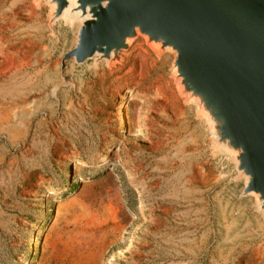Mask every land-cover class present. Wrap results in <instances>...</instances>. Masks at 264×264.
<instances>
[{"label": "rangeland", "instance_id": "374dc122", "mask_svg": "<svg viewBox=\"0 0 264 264\" xmlns=\"http://www.w3.org/2000/svg\"><path fill=\"white\" fill-rule=\"evenodd\" d=\"M48 13L43 2L0 0V122L9 109L0 125V264H264L250 260L264 252L254 199L240 196L234 165L214 156L208 126L178 95L173 56L138 38L110 69L70 60L72 85L51 96L77 26L59 20L50 31ZM202 126L205 136L195 135ZM106 180L120 198L102 194L95 210L113 197L129 219L91 227L73 197L84 185L98 194Z\"/></svg>", "mask_w": 264, "mask_h": 264}, {"label": "water", "instance_id": "95a60500", "mask_svg": "<svg viewBox=\"0 0 264 264\" xmlns=\"http://www.w3.org/2000/svg\"><path fill=\"white\" fill-rule=\"evenodd\" d=\"M48 8V28L78 25L73 49L61 60L110 69L138 38L158 54H171L178 95L209 127L214 156L234 165L241 197L254 199L264 225V0H33ZM115 201L119 190L113 186ZM118 216H129L117 204ZM55 210V208L53 209ZM124 229H120V236ZM121 239V238H120ZM120 239L118 241H120ZM113 242L99 250L104 257Z\"/></svg>", "mask_w": 264, "mask_h": 264}, {"label": "bare ground", "instance_id": "6f19581e", "mask_svg": "<svg viewBox=\"0 0 264 264\" xmlns=\"http://www.w3.org/2000/svg\"><path fill=\"white\" fill-rule=\"evenodd\" d=\"M78 27V25H75V27ZM76 27V29H78ZM30 46V45H29ZM21 47V46H20ZM31 50V49H30ZM24 51V50H23ZM22 51V52H23ZM32 52V51H31ZM31 52H29L31 54ZM34 52V51H33ZM26 53V52H25ZM19 54V53H18ZM27 54V53H26ZM25 55V54H24ZM33 55V54H32ZM28 56V55H27ZM30 58V57H29ZM3 59V58H2ZM127 59V58H126ZM27 60V58H26ZM27 62V61H26ZM31 62V61H30ZM29 64V62H27ZM162 63V62H161ZM29 67V66H28ZM139 68V66H138ZM26 69V68H25ZM27 70V69H26ZM25 70V71H26ZM135 71V69H134ZM137 71V70H136ZM130 72V71H129ZM129 75V74H128ZM131 75V74H130ZM134 80V79H133ZM151 80V79H150ZM144 83V82H143ZM150 84V82H149ZM143 85V84H142ZM141 85V86H142ZM145 85V84H144ZM128 86V85H127ZM126 86V87H127ZM140 86V84H137V87ZM136 87V88H137ZM118 89V88H117ZM134 90V89H133ZM136 90V89H135ZM160 91V90H159ZM158 92V91H157ZM22 93V92H21ZM120 101H122V97L120 98ZM23 104V103H22ZM71 105V104H70ZM68 108V107H67ZM9 109H7L6 113H5V118L3 119V121L0 122V125H4L6 122H8L9 120V112H8ZM150 111V110H149ZM21 113H23L24 115H27L29 112L28 111H22ZM147 113V112H146ZM149 113V112H148ZM155 113V112H154ZM153 113V114H154ZM145 114V113H144ZM119 115V113H118ZM149 115V114H148ZM147 115V116H148ZM8 119V120H7ZM145 119V118H144ZM209 129V127H208ZM204 128L203 126L200 128L198 127L196 129V132L195 135H199V134H203L204 135V132H203ZM209 131V130H208ZM10 134L12 135H15V137L19 134V130H15L13 129ZM205 136V135H204ZM13 137V136H12ZM196 140V139H195ZM198 141V139H197ZM148 143V142H147ZM182 153V152H181ZM2 162V161H1ZM0 162V163H1ZM195 170L192 172L191 176H190V179H191V182H194V183H198V179H199V175L198 173H196V170H197V166H194ZM201 178V177H200ZM87 185H84L83 189L80 191V193H78V195H76L75 197L73 198H77L76 200V203L78 206H80L83 210H85V216H86V219H87V222H88V225L89 226H94L95 224L98 225V224H104V223H108V221L110 222H114L115 220H117L119 214H120V211L119 209L117 208V206L115 205L114 203V198L112 197V202L109 204L108 206V209L107 210H104V212L102 214L98 213L97 208L96 207H101L102 204H100V202L102 203V199L100 197H102L101 195L102 194H109V195H113L115 196L114 194V191L113 189H109V181L106 180L104 182H101L99 184H97V187L100 189V192L96 195L93 194L92 192V188L91 189H85ZM98 197V198H97ZM72 198V199H73ZM99 198L101 200H99ZM71 199V200H72ZM66 204V202L64 203H61L59 204L57 207H56V211H55V214L54 216H57L59 214H61V211H62V208L61 206ZM96 209V210H95ZM117 209H118V212H117ZM102 211V210H101ZM96 213L100 214V216H96ZM243 214V213H240V215ZM127 220V219H126ZM125 219H123V217L120 219L121 223L123 222H126ZM256 222L257 219H255ZM106 243H104L103 245H105ZM102 245V246H103ZM257 256V257H263L264 256V252L263 251H260L259 249L255 250L252 252V255H251V258L250 260L254 259V257ZM249 260V262H250ZM260 260V259H259ZM263 260V259H262ZM254 261V260H253ZM258 263V262H257Z\"/></svg>", "mask_w": 264, "mask_h": 264}]
</instances>
